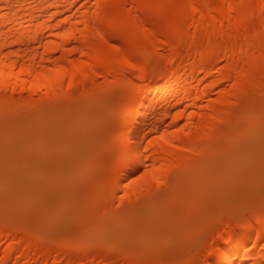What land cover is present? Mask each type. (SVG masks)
Returning a JSON list of instances; mask_svg holds the SVG:
<instances>
[{
	"label": "bare ground",
	"instance_id": "obj_1",
	"mask_svg": "<svg viewBox=\"0 0 264 264\" xmlns=\"http://www.w3.org/2000/svg\"><path fill=\"white\" fill-rule=\"evenodd\" d=\"M144 2L0 0V5L10 6L0 7V144L8 147L1 149L5 154L8 143L15 145L10 147L13 154L20 143L25 150L22 168L13 165L5 175L4 188L16 195L9 193L2 200L5 191L0 188V206L6 209L0 208V264H160L195 256L212 242L213 228L206 224L211 230L207 235L193 231L190 238L185 235L186 242L183 236L185 245L178 248L185 250L182 255L173 251L176 243L174 249L169 243L170 252L161 239L169 226L179 230L177 225L183 223L188 228L180 225V230L185 232L200 220V211L189 208L185 197L186 212L178 216L184 207L176 205L179 198L175 205L172 199L180 185L193 174L208 170L211 175L233 153H240L238 165L246 166L258 152L264 154L261 0H154L179 7L160 10L147 33L134 25L138 41L129 51L150 65L146 75H139L121 67L122 53L97 51L96 14L119 15L126 13L121 5ZM170 25L175 26L171 32ZM122 35L105 38L118 43ZM229 75L246 81L247 89L221 79ZM237 97L239 105L234 103ZM3 163L0 172L8 165ZM72 167L79 168L76 176L62 181V171ZM106 169L112 173L110 182L103 177ZM145 169L149 176L144 181L125 188ZM153 175L165 182L152 180ZM68 186L76 194L95 188L89 197L97 200V208L88 212L84 206L75 211L68 204L56 207L61 188ZM125 190L128 195L121 202ZM259 192L254 205L244 201L249 202L242 206L246 213L240 210L241 215L225 216L220 223V230L230 227V235L237 236L235 243L222 242L229 248L252 241L244 244L247 255L240 250L237 264L264 259L254 234L264 213ZM251 205L255 208L248 211ZM163 215L166 220H161ZM40 219L46 221L44 228L37 225ZM89 225L92 236L87 234ZM74 227L80 231L70 233ZM114 234L118 237L112 244L108 240Z\"/></svg>",
	"mask_w": 264,
	"mask_h": 264
},
{
	"label": "rangeland",
	"instance_id": "obj_2",
	"mask_svg": "<svg viewBox=\"0 0 264 264\" xmlns=\"http://www.w3.org/2000/svg\"><path fill=\"white\" fill-rule=\"evenodd\" d=\"M11 144H13V147L15 146L14 143H11ZM21 144L22 143H20L19 145H17L14 148V154H15V151L17 152V150H19V152H17L16 155H14L13 154V151L10 150V147H12V145H10L9 143L7 144L9 146V150L6 151V154H5V152H3V150H1V149H5L6 150V147L7 146H6V144H0L1 145V148H0V157L2 156V154H4L3 155L4 158L3 159L1 158L2 161L0 160L1 161L0 162V166L2 167V163L3 162H4L3 163L4 164L3 166H5V164L6 165L8 164L7 167H6V169L5 170L2 169V171L0 172V174H1V176H0V188H2L3 191H5L4 192L5 194L2 193V195H1V199L2 200L4 198H6V197H10L11 195L12 196L16 195L13 191L7 190V188L9 189L10 187H8L6 184H5L6 185V188H4L5 187L4 186V183H5L4 180L7 179V177L5 175H6V173L9 171V169L13 165H15V168H17V169L18 168L19 169L22 168L21 167V160L23 158V154H24L25 150H24V152H23V150H20V149H23V148H21ZM105 145H107V143ZM22 146L24 147L23 144H22ZM262 153L260 152L261 155H259V152H258V154H256L255 157H253L252 159H250V162L251 161L252 162H251V164L249 162L248 166H246L247 165L246 163H245V165H243L244 164L243 162H241L242 164L240 163L238 165L240 159L238 160L237 158H239L238 156H239L240 153H233L232 155H230L228 157V159H229L228 161L225 160L226 162H224V160H223V162H224L225 165L224 164L223 165H220L219 164L221 168L220 167L217 168L218 167L217 166L216 167L217 169H215L213 167L215 169V172L214 171H212V173L210 172L211 175H209V173H208L209 171L208 170L205 171V172L208 171L207 172V175L204 174L205 172H201L200 174H197L196 176L193 174L194 177L189 176V178L192 177V179L191 178L190 179L188 178L187 180H185V182L183 184L180 185L181 188H180V191L178 192L179 194L177 193V195H176V198L177 199L175 197H173L175 199H172L173 200V204L175 205V202L179 198L180 203H178L179 201H177L176 202L177 203L176 205H178L180 208L182 207L181 205H183V207H184V208H182V211H183V209H185L184 204L186 203L184 200L185 199L187 200V198H188L186 205H188L189 208L190 207H194V209H196L197 213L200 211L199 214L201 215V217H200V220H198L199 218L198 219H195L194 218L195 219V222H197L196 225L191 226L189 228L190 230L189 229H186L187 231H185V232H183L182 230H180L181 229L180 228V225H182L181 227H186V226L183 225V223L182 224L179 223V221L176 219V221H178V223H179V225H177L179 227V230H178V228L176 226H174V227L173 226H169L168 229L166 230V232H168V233H165V231H164V233L162 235V238H161L163 241L165 239V241H164L165 243L164 244H167L166 245L167 246V249L166 250H168V251L171 252L172 249L170 250L169 247H172L173 246V249H174V246H175L174 243H176L177 246L173 250L174 252H176V255L177 254L184 253V251H185L184 249H183L182 252H180L181 249L179 250L178 248H179V246H184L185 245L184 242H186V240H188V238H190L189 237V234L191 232H193V231L197 232L198 234L197 233L195 234V232L192 233V234H195V235H198V236L201 235V232H202L203 235L204 234L207 235V232L210 229L213 228L212 230H214V229H217V228L219 229L220 228V225H221L220 223L223 222V217L226 216V218H225L226 220H227V216H230V215H231V218H235L233 216H235V215L236 216L237 215H241V214H238L240 210L241 211H244L245 208L242 207L243 205L244 206L247 205L250 201H251L250 203H253L252 201H254V202L256 201L257 197L256 198L254 197L255 194L258 193L260 191V189L262 190V188L260 187L261 185H262V187H264V184H262V183H264V165H262L263 162H264V159H263V162L260 161V164L259 163H257V164L255 163L256 161L258 162V160L260 158H264V154L262 155ZM12 157H13V159L12 160H9ZM241 157H242V155H241ZM253 160H254V162H253ZM252 164L253 165L256 164V165L253 166V167H250V166H252ZM258 165L260 167H256ZM78 170H79L78 167L77 168L72 167L70 169H66V170H63L62 171V174H60L62 178L59 177L60 176L59 174L57 176L59 178H61V180L62 179L65 180L66 177L67 176H70V175H71V177H75L76 174H77V172H78ZM2 174H4V175H2ZM198 175H200L201 179H203L202 182L204 184L200 182V180H201L200 179L198 181V183H197L198 184V187H195L196 186V181H197L196 178H197ZM203 176H205V177L203 178ZM4 177H6V178H4ZM207 177H208V179H207ZM70 179L71 178H69L68 180H70ZM73 179H76V178H73ZM192 180H194V182ZM70 183L72 185V183H74V182H72L70 180ZM186 184H188V187L186 186ZM69 188H70V191H69ZM72 188H73L72 186H68L66 188L65 187H62L61 188V189H64V190H61V191H63V193L60 191L62 197L60 195V198L61 199L54 204L56 207L59 206L61 208L64 205L66 206V204H68V205H71L72 206V211H73V209L75 211L77 208L80 209L79 206H81V207L84 206L85 208L86 207L88 208V212H90V211L94 210L95 208H97V207L94 208L95 203H96L97 200L96 201H93L95 198L92 195H91V197L93 198V200H92V198L89 197V193L91 192L93 194L95 188L92 189L93 188L92 187V188L89 189L90 190L89 192L84 191L82 193L79 192L78 194H76L74 192V188L73 189ZM10 190H12V188H10ZM59 190L60 189H58V191ZM7 191H9V192H7ZM53 191H57V189H55V188L53 189L52 188V192ZM71 192H72V194H71ZM9 193L11 195H8ZM261 193L264 196V188H263V192L261 191L257 195L258 198L263 197V196H261L262 195ZM77 195H79V197H76ZM184 197H185V199H184ZM251 197H254L255 200H251ZM181 200H183V201L181 202ZM233 201H235L234 202L235 206L228 208V205L230 206L231 204H233ZM244 201L245 202L246 201H249V202L244 203ZM183 202H185V203H183ZM2 205L4 206L5 204H2ZM253 205H254V203H253ZM1 206H0V208H1ZM3 206H2V208H3L2 211L5 209L4 208L5 206L4 207ZM6 207H9V206H6ZM179 207H177V208H179ZM251 207H253V206L251 205V206L248 207V211H249V209ZM231 208H233V209H231ZM246 208H247V206H246ZM253 208H255V207H253ZM185 212L186 211L181 212V210H179L178 211V213H179L178 216H180V213H185ZM244 212L246 213V211H244ZM174 214L177 216V213H174ZM164 215L162 216V219L161 220H166V218H165L166 216H164ZM20 220H22V218H20ZM196 220H198V221H196ZM228 220H229V217H228ZM40 221H41V224L37 222V225L38 226L41 225V227L44 228L47 225L46 224V221H43L42 219H40ZM205 224L207 226H209L210 229L207 226H205L206 227L205 228L204 227ZM96 226L97 225H94V229L96 228ZM90 227H91V225H89V228L87 229V232H88L87 234L89 236H92L93 234H90V232H92V230H93L92 228L93 227L91 228L92 230L90 229ZM203 227H204V229H202ZM74 228L75 229H73V228L70 229V233L72 231H75L77 233L80 231L79 228H77V227H74ZM186 228H188V227H186ZM96 229H95V231H93V233L96 232ZM210 232H211V230H210ZM212 233H213V231H212ZM114 235H111L109 237V240H108L110 243L112 242V244H114V242H116L115 240L118 237V234H116L115 236ZM185 235H187L188 238ZM183 236H185L186 238H185L184 242L182 243V240L184 239ZM172 238H174V239H172ZM166 240H168V241H166ZM109 242H108V244H109ZM169 243H171L172 246ZM188 250L189 249H187V251H186V254L187 255L189 254V251H190V250L189 251Z\"/></svg>",
	"mask_w": 264,
	"mask_h": 264
},
{
	"label": "snow or ice",
	"instance_id": "obj_3",
	"mask_svg": "<svg viewBox=\"0 0 264 264\" xmlns=\"http://www.w3.org/2000/svg\"><path fill=\"white\" fill-rule=\"evenodd\" d=\"M0 7H10L9 5H0ZM98 7V6H97ZM123 9H126V13H121L119 15L112 13H105L104 15L96 14V25L100 28L99 32V40L96 43L97 51L101 55H107L109 49L115 50L118 54L122 53L120 56V65L122 68L127 71L131 69L135 73L139 75H146L149 71L150 65L142 62L141 58L135 54L134 51H129L130 45L138 41V34L134 29V25H138L140 28H143L144 32L147 33L149 31V25L154 26V20L156 15L159 14L160 10L164 8H173L179 7V5H168L154 2V0H145L142 4H132L131 6L124 4L120 6ZM141 9L144 11L141 12ZM261 14L264 15V0H261L260 4ZM135 12L136 15L133 16L132 13ZM3 15V13H0ZM67 19V17H65ZM175 28L174 25H170L168 31H173ZM122 33V39L118 43H111L110 39H106L110 33ZM168 41L165 40L164 44L167 45ZM105 45L108 48H105ZM229 57H224V60L227 61ZM227 67V65H225ZM217 72H221L222 69H216ZM221 79H227L229 82L233 84V87L240 83L241 89H247V82L240 81L239 76L236 79H233L231 75L224 77L221 76ZM240 99L234 101L236 105L240 104ZM182 114V113H180ZM178 114V115H180ZM192 113H189L191 116ZM173 119H176L174 116ZM183 128V126H181ZM181 129H176V131H180ZM128 134H131V129L126 130ZM167 129H165V133H161L160 136L166 134ZM152 140L148 141V144H152ZM128 159L127 157H124ZM129 162H131L129 160ZM161 168L163 165L161 164ZM155 172V168L152 170ZM149 176V170L145 169L143 172H140L138 176H133L131 180H128V186L144 181L146 177ZM103 177L106 181H111L112 173L110 170L106 169L103 173ZM152 180L157 181L159 184H163L165 181L163 178L153 175L151 177ZM128 193L125 190L121 195V202L124 201V197L127 196ZM249 225H245L247 227ZM259 232H255L257 239L261 242L258 246L260 247V254L264 255V213L260 216V224H259ZM246 235V234H245ZM223 241H228L230 243L237 242V236L230 235V227H224L222 230L214 229L212 242L206 245L197 255L189 256L182 261L179 262H160V264H237V260L239 259V252L242 249L245 255L248 254L249 248L244 247V244L252 245V241L250 239L244 240L243 244H240L238 248H229L227 243H222ZM232 251L237 252L236 257H232ZM251 251L255 252L256 247L252 246ZM218 256H227L228 259H216ZM94 264V262H93ZM240 264H248L247 260H242ZM259 264H264V259H261Z\"/></svg>",
	"mask_w": 264,
	"mask_h": 264
}]
</instances>
